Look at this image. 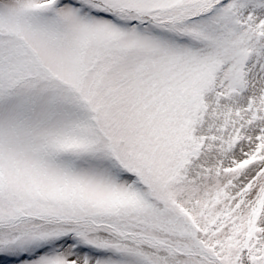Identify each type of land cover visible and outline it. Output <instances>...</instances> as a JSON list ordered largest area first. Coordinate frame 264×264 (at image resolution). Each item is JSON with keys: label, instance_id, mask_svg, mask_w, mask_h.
Listing matches in <instances>:
<instances>
[{"label": "snow or ice", "instance_id": "6c2138e0", "mask_svg": "<svg viewBox=\"0 0 264 264\" xmlns=\"http://www.w3.org/2000/svg\"><path fill=\"white\" fill-rule=\"evenodd\" d=\"M0 264H264V0H0Z\"/></svg>", "mask_w": 264, "mask_h": 264}]
</instances>
